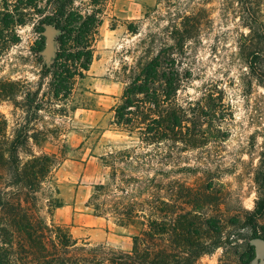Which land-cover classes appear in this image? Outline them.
Returning a JSON list of instances; mask_svg holds the SVG:
<instances>
[{
	"label": "rangeland",
	"instance_id": "1",
	"mask_svg": "<svg viewBox=\"0 0 264 264\" xmlns=\"http://www.w3.org/2000/svg\"><path fill=\"white\" fill-rule=\"evenodd\" d=\"M15 1L0 0V18L6 13L11 16L4 22L0 85L13 83L6 86L9 97L0 100V118L6 123L5 137L11 139L27 125V135L41 140L35 145L29 139L30 151L58 158L59 166L42 185L43 198L58 190L53 197L60 206L54 210L53 222L67 226L79 244L87 241L129 250L133 231L115 225L110 215L97 217L87 202L95 185L110 182L108 155L132 148L134 157L148 155L149 166L146 172L128 174L152 178L159 170L158 196L165 202L183 203L181 184L208 190V205L201 216L228 219L254 209L255 171L264 153V89L247 71L241 46L247 44L248 31L243 10L236 9L233 0H70L67 11L95 15L100 25L89 71L76 76L70 91L57 97L53 94L56 81L52 73L44 76V57L39 52L45 46L44 22L56 18V0L13 9ZM157 56L164 61L159 76L173 74L177 79L166 99L163 82L157 79L152 85L159 104L169 102L161 107L183 108L209 131L198 135L193 147L181 143L173 147L166 141L144 148L139 132L128 133L113 123L123 93L142 80V71ZM28 96L39 107L37 112L26 111ZM20 159H28L25 151ZM142 198L154 200L149 190ZM263 229L264 218L253 228L225 227L223 240L231 244L203 255L198 263L249 260L252 264L254 249L249 240L253 231L260 235ZM247 244L253 250L251 257L246 254Z\"/></svg>",
	"mask_w": 264,
	"mask_h": 264
},
{
	"label": "trees",
	"instance_id": "2",
	"mask_svg": "<svg viewBox=\"0 0 264 264\" xmlns=\"http://www.w3.org/2000/svg\"><path fill=\"white\" fill-rule=\"evenodd\" d=\"M35 1L38 0H16L12 8L31 6ZM233 2L237 4L236 9L243 10L242 22L248 31L244 39L247 44L241 46L245 50L247 71L264 89L262 0ZM69 3L70 0H56V18L44 22V25H52L59 31L55 38L54 57L49 63L43 61L42 65L44 76L52 73L56 81L53 93L56 97L69 92L74 78L89 71L93 61V43L100 25L95 15L67 11ZM5 17L11 16L6 13L0 18V53L5 37ZM163 63L160 56L155 57L142 71V80H137L141 83H132L125 90L122 104L115 107L113 123L128 133L139 132L144 148L166 141L173 147L179 143L193 147L195 138L209 131L203 129L204 123L192 113L187 115L183 108L170 107L166 111L161 107V104L168 107L169 102L163 100L159 104L157 91L152 85L160 79L165 86L162 96L166 99L177 82L173 74L166 76L161 73L159 76ZM6 86H13V83L0 85V100L9 97L10 91ZM137 96H142V99L138 100ZM26 101L27 112L39 110L33 104V97L28 96ZM26 127L21 126L9 139L4 136L6 123L0 118V264H199L198 260L203 255L231 244L227 238L223 240L225 227L235 230L253 228L256 221L264 218V153L260 154L255 171L258 197L254 209L251 212L239 211L238 215L222 219L200 214L208 205V190H193L180 184L183 203L177 206L165 202L158 196L160 181L156 172L159 170L152 178L128 174L146 172L149 160L145 157L148 155L134 157L135 148L124 149L108 155L106 164L110 168V182L94 186L87 207L97 217L110 215L115 225L132 230L131 246L123 251L103 244L91 245L87 241L79 244L67 226L53 222L54 210L60 206L53 197L58 190L50 191L44 198L42 196L43 183L60 162L55 155H36L30 151L29 139L35 145H40L41 140L35 135L28 136ZM22 151L28 156L25 162L20 159ZM148 190L154 197L151 202L142 198ZM44 209L47 216L42 215ZM144 211L150 214L142 215ZM255 237L264 239V229L260 235L253 231L251 238ZM246 254L253 256L249 244ZM240 264H249V260H240Z\"/></svg>",
	"mask_w": 264,
	"mask_h": 264
},
{
	"label": "water",
	"instance_id": "3",
	"mask_svg": "<svg viewBox=\"0 0 264 264\" xmlns=\"http://www.w3.org/2000/svg\"><path fill=\"white\" fill-rule=\"evenodd\" d=\"M58 29L51 25H45L42 35L45 38V46L41 51L44 61L49 63L55 54V38L58 34ZM250 245L254 249V257L252 264H264V239L261 237L251 238Z\"/></svg>",
	"mask_w": 264,
	"mask_h": 264
},
{
	"label": "crops",
	"instance_id": "4",
	"mask_svg": "<svg viewBox=\"0 0 264 264\" xmlns=\"http://www.w3.org/2000/svg\"><path fill=\"white\" fill-rule=\"evenodd\" d=\"M93 66V65H92ZM94 80V79H93ZM93 86V83L91 84Z\"/></svg>",
	"mask_w": 264,
	"mask_h": 264
}]
</instances>
